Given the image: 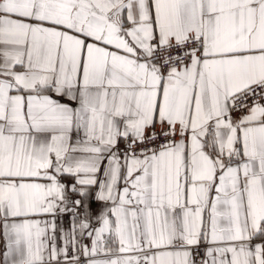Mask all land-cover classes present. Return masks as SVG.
<instances>
[{
  "label": "snow or ice",
  "instance_id": "snow-or-ice-1",
  "mask_svg": "<svg viewBox=\"0 0 264 264\" xmlns=\"http://www.w3.org/2000/svg\"><path fill=\"white\" fill-rule=\"evenodd\" d=\"M0 264H264V0H0Z\"/></svg>",
  "mask_w": 264,
  "mask_h": 264
},
{
  "label": "crops",
  "instance_id": "crops-1",
  "mask_svg": "<svg viewBox=\"0 0 264 264\" xmlns=\"http://www.w3.org/2000/svg\"><path fill=\"white\" fill-rule=\"evenodd\" d=\"M58 223H60V222H58ZM63 225L65 226V227H67V221H64L63 222ZM57 243H58V245L61 243L59 240L57 241ZM84 243H90L88 240H85L84 241ZM110 247L113 249V258H115L117 255H119V253L118 252H116L115 251V249L117 248V245L115 244V243H112L111 245H110ZM97 258H105L104 256H103V254H101L100 256H98Z\"/></svg>",
  "mask_w": 264,
  "mask_h": 264
}]
</instances>
